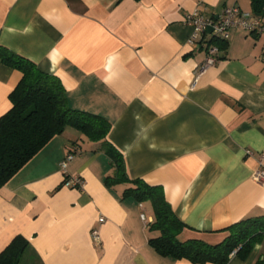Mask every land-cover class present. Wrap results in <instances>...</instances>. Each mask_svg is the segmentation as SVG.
I'll return each mask as SVG.
<instances>
[{"label": "crops", "instance_id": "0c3cea01", "mask_svg": "<svg viewBox=\"0 0 264 264\" xmlns=\"http://www.w3.org/2000/svg\"><path fill=\"white\" fill-rule=\"evenodd\" d=\"M231 5L251 12L250 0H0V44L55 75L70 108L110 123L127 177L160 187L185 224L180 241L217 244L229 225L264 215L253 179L264 166V32L212 41L206 31L189 44L183 22L195 8L215 19ZM209 43L217 60L199 73ZM20 78L0 62V116ZM69 151L81 188L61 184ZM112 175L99 141L70 127L52 137L0 187V251L22 235L21 264H214L157 251L150 201L125 192L128 181L107 185ZM258 258L264 240L227 264Z\"/></svg>", "mask_w": 264, "mask_h": 264}, {"label": "trees", "instance_id": "16d2710c", "mask_svg": "<svg viewBox=\"0 0 264 264\" xmlns=\"http://www.w3.org/2000/svg\"><path fill=\"white\" fill-rule=\"evenodd\" d=\"M253 15L264 18V0H250ZM224 44H221V48ZM0 62L21 72L9 93L10 109L0 116V187L3 186L52 137L73 128L90 141H99L110 159L113 175L105 183L129 182L138 201L149 200L154 219L150 229L159 232L150 243L163 255L185 258L193 263L227 264L231 251L245 258L255 243L264 240V215L247 217L229 225L227 237L208 244L200 239L180 241L177 236L185 224L173 212L158 186L141 179H129L122 155L106 140L110 123L103 117L69 107L60 80L32 60L0 44ZM28 246L22 235L14 236L0 251V264H21ZM253 264H264V258Z\"/></svg>", "mask_w": 264, "mask_h": 264}, {"label": "built area", "instance_id": "2783aa9c", "mask_svg": "<svg viewBox=\"0 0 264 264\" xmlns=\"http://www.w3.org/2000/svg\"><path fill=\"white\" fill-rule=\"evenodd\" d=\"M183 22L192 28V32L188 38V43L192 44L199 38L201 33H204L211 28V40L226 41L228 34L232 29L241 28L249 32H264V18L253 15L251 12H243L237 5L226 6L221 13L215 18H205L198 9L186 12L183 17ZM218 47L216 45L207 44L206 57L200 67L199 73H202L208 66L212 65L216 60ZM194 85V82H193ZM250 154V151H247ZM74 151H69L65 154L60 162V170L63 174L62 186L64 187H79L83 185V181L79 176H70L67 174L66 167L68 161L74 157ZM253 179L257 183L264 184V166L260 167L253 173ZM142 220H145V215L140 214ZM103 221V218H99ZM98 231L92 230V236L97 240ZM235 250L231 251L230 257L235 255Z\"/></svg>", "mask_w": 264, "mask_h": 264}, {"label": "water", "instance_id": "95a60500", "mask_svg": "<svg viewBox=\"0 0 264 264\" xmlns=\"http://www.w3.org/2000/svg\"><path fill=\"white\" fill-rule=\"evenodd\" d=\"M211 30H212L211 28H208L207 32H208V33H210V32H211Z\"/></svg>", "mask_w": 264, "mask_h": 264}]
</instances>
